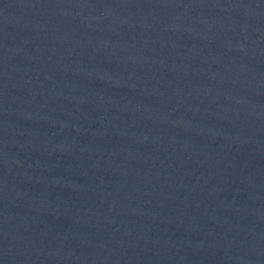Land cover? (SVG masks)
Wrapping results in <instances>:
<instances>
[{
    "label": "water",
    "instance_id": "1",
    "mask_svg": "<svg viewBox=\"0 0 264 264\" xmlns=\"http://www.w3.org/2000/svg\"><path fill=\"white\" fill-rule=\"evenodd\" d=\"M0 264H264V0H0Z\"/></svg>",
    "mask_w": 264,
    "mask_h": 264
}]
</instances>
